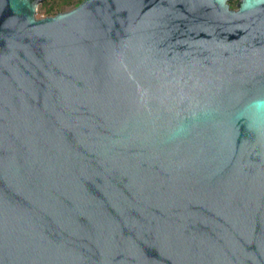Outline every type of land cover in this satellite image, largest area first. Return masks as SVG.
Segmentation results:
<instances>
[{
	"label": "water",
	"instance_id": "obj_1",
	"mask_svg": "<svg viewBox=\"0 0 264 264\" xmlns=\"http://www.w3.org/2000/svg\"><path fill=\"white\" fill-rule=\"evenodd\" d=\"M0 0V264H264V0Z\"/></svg>",
	"mask_w": 264,
	"mask_h": 264
},
{
	"label": "rangeland",
	"instance_id": "obj_2",
	"mask_svg": "<svg viewBox=\"0 0 264 264\" xmlns=\"http://www.w3.org/2000/svg\"><path fill=\"white\" fill-rule=\"evenodd\" d=\"M82 0H41L36 6V18L53 16L58 12L66 11L75 7ZM239 0H232L231 8H236Z\"/></svg>",
	"mask_w": 264,
	"mask_h": 264
},
{
	"label": "trees",
	"instance_id": "obj_3",
	"mask_svg": "<svg viewBox=\"0 0 264 264\" xmlns=\"http://www.w3.org/2000/svg\"><path fill=\"white\" fill-rule=\"evenodd\" d=\"M232 0H229V3L231 4Z\"/></svg>",
	"mask_w": 264,
	"mask_h": 264
}]
</instances>
